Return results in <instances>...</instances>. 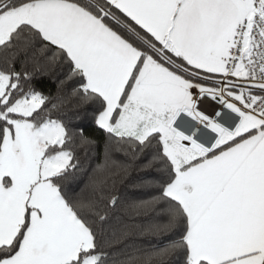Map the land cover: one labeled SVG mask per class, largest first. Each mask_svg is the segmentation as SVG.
I'll return each mask as SVG.
<instances>
[{"label": "snow or ice", "instance_id": "6c2138e0", "mask_svg": "<svg viewBox=\"0 0 264 264\" xmlns=\"http://www.w3.org/2000/svg\"><path fill=\"white\" fill-rule=\"evenodd\" d=\"M0 264H264V0H0Z\"/></svg>", "mask_w": 264, "mask_h": 264}, {"label": "trees", "instance_id": "16d2710c", "mask_svg": "<svg viewBox=\"0 0 264 264\" xmlns=\"http://www.w3.org/2000/svg\"><path fill=\"white\" fill-rule=\"evenodd\" d=\"M137 173H133V177L137 176ZM129 191H132L131 189H129Z\"/></svg>", "mask_w": 264, "mask_h": 264}]
</instances>
